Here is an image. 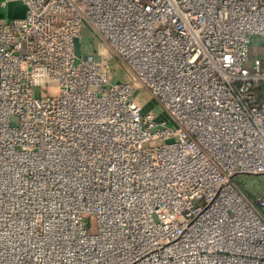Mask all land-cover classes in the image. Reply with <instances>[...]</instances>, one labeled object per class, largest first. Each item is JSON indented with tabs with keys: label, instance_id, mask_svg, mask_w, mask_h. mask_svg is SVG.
I'll use <instances>...</instances> for the list:
<instances>
[{
	"label": "built area",
	"instance_id": "1",
	"mask_svg": "<svg viewBox=\"0 0 264 264\" xmlns=\"http://www.w3.org/2000/svg\"><path fill=\"white\" fill-rule=\"evenodd\" d=\"M17 1L0 264H264V0Z\"/></svg>",
	"mask_w": 264,
	"mask_h": 264
},
{
	"label": "rangeland",
	"instance_id": "2",
	"mask_svg": "<svg viewBox=\"0 0 264 264\" xmlns=\"http://www.w3.org/2000/svg\"><path fill=\"white\" fill-rule=\"evenodd\" d=\"M77 49L78 51H80L79 48ZM249 54H250V62L248 63V66L252 68L251 60H253L257 55L264 54V46H258V45L251 46ZM113 68H114L113 77H120L122 80L137 81V79L133 77L131 71L127 70V67L124 66L120 60L119 62H117V60H114ZM136 97L137 100L143 104L145 110L151 107H155L154 98L152 97L150 91L147 90L146 88L138 89Z\"/></svg>",
	"mask_w": 264,
	"mask_h": 264
},
{
	"label": "crops",
	"instance_id": "3",
	"mask_svg": "<svg viewBox=\"0 0 264 264\" xmlns=\"http://www.w3.org/2000/svg\"><path fill=\"white\" fill-rule=\"evenodd\" d=\"M2 0H0L1 2ZM25 13L24 5L17 0H10L6 7H2L0 4V17H18Z\"/></svg>",
	"mask_w": 264,
	"mask_h": 264
},
{
	"label": "trees",
	"instance_id": "4",
	"mask_svg": "<svg viewBox=\"0 0 264 264\" xmlns=\"http://www.w3.org/2000/svg\"><path fill=\"white\" fill-rule=\"evenodd\" d=\"M88 31V30H87Z\"/></svg>",
	"mask_w": 264,
	"mask_h": 264
}]
</instances>
